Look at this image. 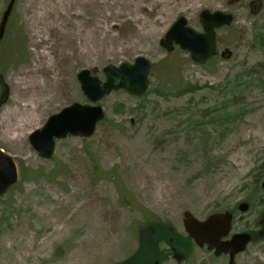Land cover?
I'll return each instance as SVG.
<instances>
[{"label": "rangeland", "instance_id": "1", "mask_svg": "<svg viewBox=\"0 0 264 264\" xmlns=\"http://www.w3.org/2000/svg\"><path fill=\"white\" fill-rule=\"evenodd\" d=\"M204 10L233 16L210 63L159 46L179 17L201 32ZM137 57L151 63L147 93L105 97L94 135L62 140L42 161L28 136L63 108L89 105L77 73L103 82L104 67ZM0 75V149L19 175L0 199V264H121L152 225L184 237V212L231 213L232 233L254 235L235 264H264V0H15ZM173 250L159 238L146 264H228L192 243Z\"/></svg>", "mask_w": 264, "mask_h": 264}, {"label": "water", "instance_id": "2", "mask_svg": "<svg viewBox=\"0 0 264 264\" xmlns=\"http://www.w3.org/2000/svg\"><path fill=\"white\" fill-rule=\"evenodd\" d=\"M15 0H9L0 19V43ZM198 22L202 32L188 27L187 20L179 17L159 41V46L170 53L174 47L189 55L192 63L205 65L216 55V31L231 26L233 16L219 11H201ZM151 63L144 57H137L132 64L127 62L119 66L107 65L102 69L104 81H100L89 70H81L76 75L81 93L89 105L73 103L47 118L43 126L33 131L27 138L30 148L41 160L48 161L54 155L56 144L68 138L88 139L97 126L104 121L105 113L100 102L112 93L124 92L133 97L144 96L149 87ZM2 87L0 107L6 102L9 89L0 75ZM18 170L15 161L0 150V198L18 182ZM264 190V181L262 183ZM264 204V197H263ZM238 210L245 213L248 205L241 203ZM185 235L198 249L206 248L213 257L228 258V264H235V257L243 253L251 242L247 233H237L229 237L232 229V215L229 212L209 215L200 221L189 212L182 215Z\"/></svg>", "mask_w": 264, "mask_h": 264}, {"label": "trees", "instance_id": "3", "mask_svg": "<svg viewBox=\"0 0 264 264\" xmlns=\"http://www.w3.org/2000/svg\"><path fill=\"white\" fill-rule=\"evenodd\" d=\"M146 232L147 235H145ZM159 238L164 240L172 248H175L173 251L177 254H179L178 252L181 251V249L185 250V246L189 247L191 245V241L186 236L180 237L172 230H168L167 227L163 228L161 224H155L141 234L139 251L129 260L124 261L121 264H146L149 260L156 259L154 252ZM164 257L166 258L165 255ZM157 263L159 264V258H157L154 264Z\"/></svg>", "mask_w": 264, "mask_h": 264}, {"label": "bare ground", "instance_id": "4", "mask_svg": "<svg viewBox=\"0 0 264 264\" xmlns=\"http://www.w3.org/2000/svg\"><path fill=\"white\" fill-rule=\"evenodd\" d=\"M31 56H32V54H31ZM33 59H35V58H33ZM40 61H42V60L40 59L37 63H39ZM34 65H31V68L29 69L28 73H31V74L35 73L37 68H35L36 66H34ZM44 67L46 68L45 62L44 63L41 62L40 66H39V69L42 70V68H44Z\"/></svg>", "mask_w": 264, "mask_h": 264}, {"label": "flooded vegetation", "instance_id": "5", "mask_svg": "<svg viewBox=\"0 0 264 264\" xmlns=\"http://www.w3.org/2000/svg\"><path fill=\"white\" fill-rule=\"evenodd\" d=\"M262 226L264 227V219H262ZM241 233V232H240ZM243 233H247V234H249L250 235V237H251V241H252V239H253V233H251V231H248V232H243ZM263 234H264V229L260 232V236H263ZM174 252V251H173ZM173 254L174 253H170V255L171 256H173ZM175 257V256H174Z\"/></svg>", "mask_w": 264, "mask_h": 264}]
</instances>
